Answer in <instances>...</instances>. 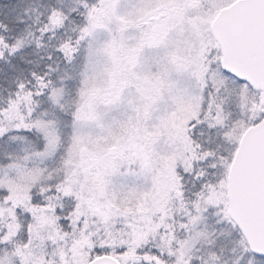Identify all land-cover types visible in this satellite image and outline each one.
Wrapping results in <instances>:
<instances>
[{
	"label": "snow or ice",
	"instance_id": "snow-or-ice-1",
	"mask_svg": "<svg viewBox=\"0 0 264 264\" xmlns=\"http://www.w3.org/2000/svg\"><path fill=\"white\" fill-rule=\"evenodd\" d=\"M0 264H264V0H0Z\"/></svg>",
	"mask_w": 264,
	"mask_h": 264
}]
</instances>
